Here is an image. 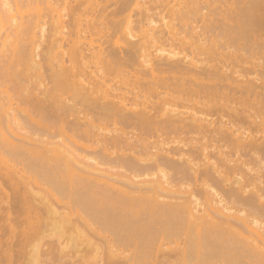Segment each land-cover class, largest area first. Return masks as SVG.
I'll use <instances>...</instances> for the list:
<instances>
[{"label":"bare ground","instance_id":"obj_1","mask_svg":"<svg viewBox=\"0 0 264 264\" xmlns=\"http://www.w3.org/2000/svg\"><path fill=\"white\" fill-rule=\"evenodd\" d=\"M3 184L0 264H264V0H0Z\"/></svg>","mask_w":264,"mask_h":264},{"label":"rangeland","instance_id":"obj_2","mask_svg":"<svg viewBox=\"0 0 264 264\" xmlns=\"http://www.w3.org/2000/svg\"><path fill=\"white\" fill-rule=\"evenodd\" d=\"M158 23L160 24L161 22L160 21H158ZM157 23V24H158ZM10 84V83H9ZM13 84L15 85V83L13 82ZM11 85H12V83H11ZM10 85V86H11ZM15 86H17V85H15ZM18 88H19V86H17ZM18 89L17 88H15V91H17ZM14 91V92H15ZM3 189H4V191L2 190V194L5 196H1V198H0V214H2V215H4L5 216V218H6V221L4 220V222L6 223H9L11 220H10V217H12L13 216V219H14V217H16L17 215H18V212L16 211L19 207H16V206H18L17 205V202L15 203V199H14V196H13V193L11 192V190L9 189V187H6V185L5 184H3ZM4 192H7V195H6V193L4 194ZM1 193V192H0ZM1 195V194H0ZM2 197H3V199H2ZM16 205V206H15ZM8 209H10V212H12L11 214V216L10 217H7L6 216V214H7V211H8ZM13 221V220H12ZM1 224H2V220H1V222H0ZM7 237V239H9L10 241L9 242H11V241H14V239H15V241H14V243H16V242H18V240L20 239V237H19V235L18 234H16V235H14V237L12 236V234H8L7 236H5V238ZM17 240V241H16ZM6 247V246H5ZM14 247H15V245H14ZM18 247V246H17ZM17 247L16 248H14V249H17ZM5 249V248H4ZM13 249V251H15ZM14 254H16V252L14 253ZM17 260H18V262L19 261H21V260H19L18 258H16V262H17ZM14 264H15V262H14ZM17 264V263H16ZM19 264V263H18Z\"/></svg>","mask_w":264,"mask_h":264}]
</instances>
